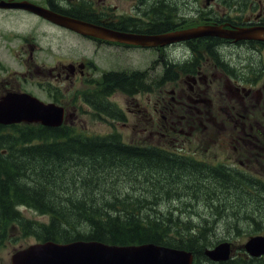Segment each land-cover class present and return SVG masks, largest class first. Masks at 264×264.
<instances>
[{"label":"flooded vegetation","instance_id":"af4514ba","mask_svg":"<svg viewBox=\"0 0 264 264\" xmlns=\"http://www.w3.org/2000/svg\"><path fill=\"white\" fill-rule=\"evenodd\" d=\"M101 1L45 0L44 4L60 15L71 17L78 12L86 23L134 35H160L199 26L264 28V0H194L199 5L190 8L189 16L181 15L183 1L179 0H127L130 4L125 9H120L122 0L102 7ZM232 1L239 5L236 11L231 9ZM8 11L31 16L86 45L79 51L68 48L62 55H52L48 63H40L34 31L29 36L8 35L0 20V98L9 92L36 96L40 92L39 98L62 107L69 120L81 109L111 118V123L120 122L132 134L125 143L134 149L192 156L242 176L260 177L248 165H264V35L259 40L204 37L142 47L81 36L30 13ZM17 38L20 42L15 48H8L6 41ZM150 51L154 58L149 66L134 59L128 69L113 66L100 71L106 60L115 65L123 56L132 58ZM97 70L99 80L94 78ZM122 70L139 78L144 89L139 86L124 95L125 108L113 100L117 91L105 95L99 112L90 97L95 90L90 88L98 87L106 74ZM80 87L89 89L80 91ZM79 100L86 107L78 105Z\"/></svg>","mask_w":264,"mask_h":264},{"label":"trees","instance_id":"16d2710c","mask_svg":"<svg viewBox=\"0 0 264 264\" xmlns=\"http://www.w3.org/2000/svg\"><path fill=\"white\" fill-rule=\"evenodd\" d=\"M72 16L80 19L81 14ZM139 86L144 89L137 77L110 73L90 97L102 113L105 95H130ZM75 131L69 126H0V230L13 225L37 242L152 243L191 252L193 264H264L245 255L213 263L203 254L225 240L220 232L239 234L248 227L259 233L264 223L256 218L264 206V201L257 204L264 197L261 181L234 177L194 157L134 149L116 133L85 136ZM162 202L178 206L156 210ZM190 204L200 207L185 210ZM21 208L49 221L32 222Z\"/></svg>","mask_w":264,"mask_h":264},{"label":"water","instance_id":"95a60500","mask_svg":"<svg viewBox=\"0 0 264 264\" xmlns=\"http://www.w3.org/2000/svg\"><path fill=\"white\" fill-rule=\"evenodd\" d=\"M1 7L19 8L35 13L46 20L70 29L81 35L132 43L142 46L166 45L200 37H220L235 41L256 39L261 30H224L220 27H199L158 36H133L120 34L79 20L59 16L28 2L2 3ZM63 109L44 104L26 94H7L0 99V125L40 124L57 128L62 124ZM242 249L251 258L264 256V236L249 237ZM229 242H222L204 251V256L213 263L227 262L232 255ZM11 264H193V255L184 250L155 244L116 246L97 242H72L56 244L38 243L15 252Z\"/></svg>","mask_w":264,"mask_h":264},{"label":"rangeland","instance_id":"374dc122","mask_svg":"<svg viewBox=\"0 0 264 264\" xmlns=\"http://www.w3.org/2000/svg\"><path fill=\"white\" fill-rule=\"evenodd\" d=\"M38 2L39 0H32ZM123 2L119 3L120 9H125L126 5L130 4L127 0H122ZM183 1L181 3L182 5V11L181 15L183 16H189L190 11L192 8L195 10L199 3L198 1H191L186 2V0H179ZM202 2V0H200ZM118 5L117 0H102L100 3V6L104 5ZM239 7L237 5L236 1L231 2V9L236 11ZM222 8V6H221ZM144 10V8H142ZM140 9V11L142 10ZM234 11L232 12L231 16L234 15ZM0 20L1 25L4 28V32H6L8 35L11 33L16 34H22V35H29L31 31H34L36 39L35 43L40 47V51L37 54V56L40 58L38 61L41 63V61H44L45 63H48L52 55H62L66 52L68 48H76V51L81 50L86 43H82L80 41L74 40L71 35L67 37L68 33L64 32V34L60 31H57L56 29L52 28L51 26L45 24L41 25L38 24L36 20L30 18V16L19 13V12H9L7 11H0ZM11 44L9 45L10 48H12L14 45H17V40L9 41ZM83 45V46H82ZM154 58V52L150 51L149 54H136L132 55V58L130 56H123L119 58L117 63L115 65H111L107 60L104 62L103 65H100V71L104 70V68L111 69L113 66H124L125 68H129L131 64L133 63L134 59H139L142 61V66L146 67L149 66V60ZM154 66H152V69ZM94 78L99 80L98 70L94 74ZM97 87L90 88L91 90H95ZM89 88L86 87H80V91L88 90ZM38 96L42 97V94L39 92L37 93ZM125 94L120 92H115V95L113 97L114 102L116 105L120 108H125L127 105L126 102V96ZM78 105L81 107H86L82 100L78 101ZM111 118H107L106 116L102 118L98 114V116L95 118L91 113L87 114L81 109H78V113H75V119L71 120L70 124L73 128H76L77 130H82L84 135L89 136H103L109 133L117 132L119 133L122 138L121 141H126L128 138H131L132 134L128 131L124 130L121 127V124L111 123ZM76 133H79V131H75ZM131 134V135H130ZM250 169L256 170L258 175L260 177L264 178V165H248ZM255 174V173H254ZM263 175V176H262ZM173 180H177L173 178ZM133 191V190H132ZM130 193H133V192ZM136 197L140 196L138 194H135ZM154 202H157L155 198H152ZM255 201V200H254ZM253 201V203H254ZM264 197L261 196L258 201V207H260L263 204ZM181 205V201H179ZM155 204V203H154ZM255 204V203H254ZM174 206H178L176 203H166L162 202L160 205L154 206V208L158 211H162V209H168V208H175ZM200 207V206H199ZM197 205L190 204L186 206L185 210L193 211L195 209H198ZM166 209V210H167ZM263 213L261 212V217H256L259 222H264V206L261 208ZM20 212L23 214V217L26 219L35 222V223H46L48 221L47 216L39 215L37 212L29 209L21 208ZM199 213L201 212L198 211ZM193 213V212H190ZM192 215V214H191ZM262 228L258 234H255L257 232H251L248 231V227L243 228V232L241 231L239 234L235 233H218L219 236L222 235V238L226 239L228 242H230L233 246V258H236L238 256L243 257L245 254L240 251L241 245L250 237V236H256V235H264V223L262 224ZM231 234L232 236H229ZM36 243V239L33 236H23L21 231L17 230L15 226L8 225L7 229L3 232L0 230V264H10V257L11 255L21 248H25L31 244ZM239 257V258H240ZM260 263H264V259L260 261Z\"/></svg>","mask_w":264,"mask_h":264},{"label":"bare ground","instance_id":"6f19581e","mask_svg":"<svg viewBox=\"0 0 264 264\" xmlns=\"http://www.w3.org/2000/svg\"><path fill=\"white\" fill-rule=\"evenodd\" d=\"M79 242H93V241H79ZM97 243H99V242H97ZM59 244H62V243H59ZM65 244H67V243H65ZM103 244V243H102ZM204 254V253H203Z\"/></svg>","mask_w":264,"mask_h":264}]
</instances>
